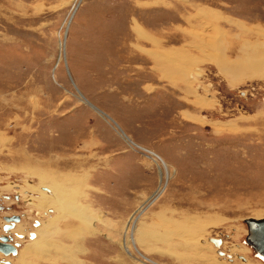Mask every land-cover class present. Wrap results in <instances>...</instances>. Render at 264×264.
I'll list each match as a JSON object with an SVG mask.
<instances>
[{"label": "rangeland", "instance_id": "rangeland-1", "mask_svg": "<svg viewBox=\"0 0 264 264\" xmlns=\"http://www.w3.org/2000/svg\"><path fill=\"white\" fill-rule=\"evenodd\" d=\"M254 50L264 0H0V183L41 205L29 262L264 264Z\"/></svg>", "mask_w": 264, "mask_h": 264}, {"label": "flooded vegetation", "instance_id": "flooded-vegetation-1", "mask_svg": "<svg viewBox=\"0 0 264 264\" xmlns=\"http://www.w3.org/2000/svg\"><path fill=\"white\" fill-rule=\"evenodd\" d=\"M12 182H14L17 187L13 186L10 190H8L9 186L4 185L3 187L0 183V243L13 244L17 252L16 254L12 252L5 254L0 251V264L29 263L31 252L35 249L34 244L39 239V231L42 230L43 227L39 216L36 215V212H38V210L40 211L41 205L39 208L37 204L33 202L31 191L26 192L22 190L24 184L15 181H11V183ZM24 206H27V209H25ZM30 206H35L33 211ZM28 208L33 212V215L35 213V216L32 217L31 221L27 222V219L32 215L30 214L32 212H30ZM49 211L52 212L53 209L50 208ZM25 222H27V224ZM33 234L35 236H32ZM241 259L246 260L244 255H241Z\"/></svg>", "mask_w": 264, "mask_h": 264}, {"label": "water", "instance_id": "water-1", "mask_svg": "<svg viewBox=\"0 0 264 264\" xmlns=\"http://www.w3.org/2000/svg\"><path fill=\"white\" fill-rule=\"evenodd\" d=\"M48 190V188H46ZM247 224V236L245 242L254 250L258 257L264 261V217H249L245 219ZM32 236H35L34 234ZM209 241L218 247L217 253L225 256V252L221 249L223 238L209 237ZM0 251L5 254L10 252L16 254L17 249L13 244L0 243Z\"/></svg>", "mask_w": 264, "mask_h": 264}, {"label": "bare ground", "instance_id": "bare-ground-1", "mask_svg": "<svg viewBox=\"0 0 264 264\" xmlns=\"http://www.w3.org/2000/svg\"><path fill=\"white\" fill-rule=\"evenodd\" d=\"M138 33H139V31H138ZM259 55V54H258ZM259 56H261V55H259ZM259 56H257V53L255 54V50L252 52L251 51V53L250 54H248L247 56H246V58H245V62H244V67L245 68H248L249 69V67H251V66H253V72H252V74H254L255 76H261V75H263L264 76V69H263V67H264V58H261V57H259ZM263 56H264V54H263ZM243 66V65H242ZM241 69V68H240ZM149 152H151V153H153V154H155L153 151H149ZM155 156V155H154ZM153 156V157H154ZM155 158V157H154ZM154 161L157 163V162H159V163H161V165L163 166V169H162V171H161V178H167V176L169 175V167H168V165L167 164H165L164 163V161L163 160H161V158H159V157H156L155 159H154ZM161 166V167H162ZM43 180H44V178H42ZM58 188V187H57ZM44 189H46V188H44ZM162 189V190H161ZM161 191L159 192V194L160 193H162L163 192V190H164V185L162 184V186H161ZM60 190V189H59ZM47 193H49L50 195H52L53 196V192H51V190L50 189H48V190H45ZM56 191V190H55ZM58 191V190H57ZM57 191H56V194L54 193V195H55V198H56V201H57V205H58V207L59 208H63L64 209V205H63V203H64V201H66V197L64 196H59V194L57 193ZM62 194H64V193H62ZM68 203V202H67ZM56 205V206H57ZM142 211V210H141ZM61 216H62V214H61ZM66 216V215H65ZM58 217H60V216H58ZM59 219V218H58ZM63 219V218H62ZM62 219H60V220H62ZM55 220V219H54ZM56 221V220H55ZM59 221V220H58ZM57 221V222H58ZM47 229V228H46ZM41 231L42 230H40V233H39V240H37L36 241V244L37 243H40V236L42 235L41 234ZM49 231V230H48ZM44 232V231H43ZM46 233V232H45ZM43 239V238H42ZM211 242V241H210ZM212 243V242H211ZM214 244V243H213ZM222 245H223V242H222ZM222 245H221V248H222ZM37 246H39L38 244H37ZM129 246V245H128ZM215 246V245H214ZM216 247V246H215ZM217 248V250H218V247H216ZM36 250V249H35ZM24 252V251H23ZM38 252V251H37ZM28 253V252H27ZM254 254L257 256V254L254 252ZM25 255V254H24ZM35 255V253H31V255H30V258L31 257H33ZM38 255V254H37ZM26 256V255H25ZM20 257V256H19ZM260 258V257H259ZM261 259V258H260ZM18 260V259H17ZM23 260V259H22ZM27 260V259H26ZM21 263V262H20ZM24 264H31L30 262L29 263H25L24 262Z\"/></svg>", "mask_w": 264, "mask_h": 264}]
</instances>
